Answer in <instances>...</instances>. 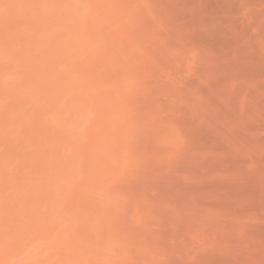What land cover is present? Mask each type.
<instances>
[{"label": "rangeland", "instance_id": "1", "mask_svg": "<svg viewBox=\"0 0 264 264\" xmlns=\"http://www.w3.org/2000/svg\"><path fill=\"white\" fill-rule=\"evenodd\" d=\"M0 264H264V0H0Z\"/></svg>", "mask_w": 264, "mask_h": 264}]
</instances>
